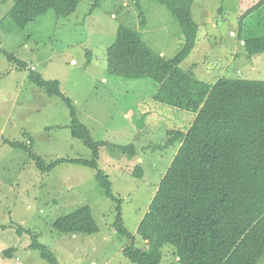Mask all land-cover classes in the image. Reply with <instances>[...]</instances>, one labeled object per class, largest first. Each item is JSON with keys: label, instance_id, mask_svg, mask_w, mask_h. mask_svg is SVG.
<instances>
[{"label": "rangeland", "instance_id": "374dc122", "mask_svg": "<svg viewBox=\"0 0 264 264\" xmlns=\"http://www.w3.org/2000/svg\"><path fill=\"white\" fill-rule=\"evenodd\" d=\"M261 1L194 0L198 39L181 68L192 69L209 84L221 78L264 81V53L250 57L239 39L240 19ZM13 4L0 0V226L6 227L0 229V264H49L31 249L33 237L59 264H134L124 249L147 247L137 230L180 148L179 143L164 147L169 132H186L197 114L155 101L157 84L152 79L110 76L107 51L124 24L154 52L174 58L185 41L183 30L157 0H100L96 7L95 0H80L70 16L50 11L25 29L6 16ZM3 51L27 68L10 62ZM34 73L59 81L78 120L95 141L105 144L99 149L98 167L122 200L123 221L134 241L115 231L118 203L105 195L97 170L61 164L42 173L30 152L10 145L24 144L47 165L58 159L93 158L92 149L71 133L70 108L34 84ZM124 147L132 150L122 152ZM85 206L92 211L97 233L54 229L57 220ZM11 248L13 256L5 257L3 251ZM162 253V264H179L173 245H165Z\"/></svg>", "mask_w": 264, "mask_h": 264}, {"label": "trees", "instance_id": "16d2710c", "mask_svg": "<svg viewBox=\"0 0 264 264\" xmlns=\"http://www.w3.org/2000/svg\"><path fill=\"white\" fill-rule=\"evenodd\" d=\"M95 1L94 7L100 0ZM157 1L168 8L183 30L181 51L168 59L154 52L133 27L122 24L107 51V72L128 80L152 79L157 84L155 101L197 116L186 132H169L171 138L164 147L179 143L180 148L139 224L137 233L147 247L127 245L124 255L134 264H162L163 247L173 245L179 264H259L264 260V81L221 78L209 84L199 80L192 69L183 70L181 65L198 39L199 27L192 15L194 0ZM79 4L80 0H14L6 16L25 29L50 11L58 17H68ZM145 25L144 18L141 26ZM262 33L264 0L240 19L239 39L250 57L264 53ZM3 53L10 62L27 68L14 55ZM30 80L49 96L63 99L71 110L73 137L92 149L93 158L58 159L47 165L24 144L10 145L30 152L42 173L61 164L97 170L96 178L105 195L118 203L115 231L134 241L135 236L123 221L122 200L112 192L109 176L98 167L99 149L105 144L95 141L87 126L78 120L59 81L46 80L35 73ZM54 229L83 235L99 231L88 206L57 220ZM23 230L18 229L19 233ZM30 247L49 264H59L56 255L36 237ZM14 252V248L6 249L3 255L11 258Z\"/></svg>", "mask_w": 264, "mask_h": 264}]
</instances>
